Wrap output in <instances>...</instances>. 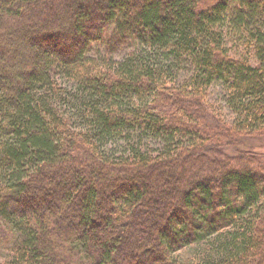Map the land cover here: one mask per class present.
I'll list each match as a JSON object with an SVG mask.
<instances>
[{
    "label": "trees",
    "instance_id": "obj_1",
    "mask_svg": "<svg viewBox=\"0 0 264 264\" xmlns=\"http://www.w3.org/2000/svg\"><path fill=\"white\" fill-rule=\"evenodd\" d=\"M263 140L264 0H0V264H264Z\"/></svg>",
    "mask_w": 264,
    "mask_h": 264
},
{
    "label": "rangeland",
    "instance_id": "obj_2",
    "mask_svg": "<svg viewBox=\"0 0 264 264\" xmlns=\"http://www.w3.org/2000/svg\"><path fill=\"white\" fill-rule=\"evenodd\" d=\"M130 50V47L125 48V49H119L118 51H116L115 53V57L117 58H121L123 57L128 51ZM211 92H213L212 94L209 95V100L215 104V106H218L222 111H224V114H226V118L229 119V121L232 120V112L230 111V109L226 106V103L222 100V94H223V90L220 86L217 85V87H214ZM264 141V140H263ZM154 142H151V145L148 144V146L150 147V150L157 152L158 149L160 147L158 146H154ZM255 146L257 147H261L258 148V150L260 151H264V147L258 145L257 143H253ZM157 155V154H155ZM206 246H211V243L206 240V241H202L199 243H194L191 246H187L184 249L178 251L177 253L180 255V258L188 261V262H192L195 264H203L205 262V260L203 259L204 255H205V248ZM8 249V244H4L3 248L0 252V258H3L4 255L7 253ZM207 249V248H206Z\"/></svg>",
    "mask_w": 264,
    "mask_h": 264
}]
</instances>
